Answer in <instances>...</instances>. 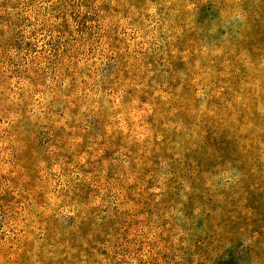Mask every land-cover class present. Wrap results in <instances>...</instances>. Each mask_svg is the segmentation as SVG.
Wrapping results in <instances>:
<instances>
[{
	"label": "clouds",
	"instance_id": "9594fccd",
	"mask_svg": "<svg viewBox=\"0 0 264 264\" xmlns=\"http://www.w3.org/2000/svg\"><path fill=\"white\" fill-rule=\"evenodd\" d=\"M264 264V0H0V264Z\"/></svg>",
	"mask_w": 264,
	"mask_h": 264
},
{
	"label": "rangeland",
	"instance_id": "374dc122",
	"mask_svg": "<svg viewBox=\"0 0 264 264\" xmlns=\"http://www.w3.org/2000/svg\"><path fill=\"white\" fill-rule=\"evenodd\" d=\"M236 248H238V245H235L233 248L226 249L218 257L216 264H237V260L240 259V257L236 255Z\"/></svg>",
	"mask_w": 264,
	"mask_h": 264
}]
</instances>
